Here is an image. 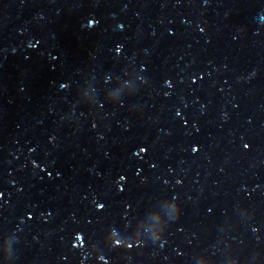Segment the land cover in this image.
<instances>
[{"label": "water", "instance_id": "water-1", "mask_svg": "<svg viewBox=\"0 0 264 264\" xmlns=\"http://www.w3.org/2000/svg\"><path fill=\"white\" fill-rule=\"evenodd\" d=\"M105 262L264 264V0H0V264Z\"/></svg>", "mask_w": 264, "mask_h": 264}, {"label": "clouds", "instance_id": "clouds-1", "mask_svg": "<svg viewBox=\"0 0 264 264\" xmlns=\"http://www.w3.org/2000/svg\"><path fill=\"white\" fill-rule=\"evenodd\" d=\"M168 86H169V87H172L171 84H169ZM177 115H179V113H177ZM247 147H248V146L245 145V148H247ZM141 151H144V149H141ZM193 151L195 152L196 149H193ZM35 166H36V165L34 164V167H35ZM179 182H180V181H178V183H179ZM100 207H101V206H98V210L100 209ZM29 219H31V217H29ZM76 239L82 241V236H80L79 234H77ZM75 246H76V245H74V247H75ZM81 246H82V244H81ZM105 264H107V262H105Z\"/></svg>", "mask_w": 264, "mask_h": 264}, {"label": "snow or ice", "instance_id": "snow-or-ice-1", "mask_svg": "<svg viewBox=\"0 0 264 264\" xmlns=\"http://www.w3.org/2000/svg\"><path fill=\"white\" fill-rule=\"evenodd\" d=\"M121 191H123V189H121ZM98 206H101V207H100L101 209L104 207L102 204H98L97 207H98Z\"/></svg>", "mask_w": 264, "mask_h": 264}]
</instances>
